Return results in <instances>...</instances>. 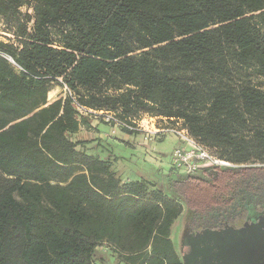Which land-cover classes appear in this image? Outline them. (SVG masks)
<instances>
[{
  "label": "trees",
  "instance_id": "trees-1",
  "mask_svg": "<svg viewBox=\"0 0 264 264\" xmlns=\"http://www.w3.org/2000/svg\"><path fill=\"white\" fill-rule=\"evenodd\" d=\"M26 9L22 11L21 9ZM0 264H181L170 238L264 215V0H0ZM83 106L181 119L230 168L122 181L71 135Z\"/></svg>",
  "mask_w": 264,
  "mask_h": 264
},
{
  "label": "rangeland",
  "instance_id": "rangeland-1",
  "mask_svg": "<svg viewBox=\"0 0 264 264\" xmlns=\"http://www.w3.org/2000/svg\"><path fill=\"white\" fill-rule=\"evenodd\" d=\"M25 9L23 7L21 10L24 11ZM8 38L9 42L10 40L13 42L10 35L9 37L5 36L0 31V41L8 42ZM64 95L65 91L63 88L54 87L47 95V100L51 101V99L54 100ZM98 124H102L98 128L101 138L100 146L95 148L96 140L92 141L93 147L86 150L88 153L97 154L102 159H111L113 169L122 179L138 180L144 178L153 181L167 195L174 196L169 184L173 180L182 178L183 174L173 171L169 166L171 150L177 143L172 135H166L160 141H144L142 136L134 135H130L126 139V136L123 135L124 132L118 130L115 133L116 136L112 135L114 137L107 138L104 134L109 132L108 126L101 122ZM121 139H126L128 142ZM189 219L190 211L183 204L182 212L173 222L170 232V238L178 255L181 254L185 246L184 236L188 230ZM93 261L94 264H124L106 243H101L95 248Z\"/></svg>",
  "mask_w": 264,
  "mask_h": 264
},
{
  "label": "built area",
  "instance_id": "built-area-1",
  "mask_svg": "<svg viewBox=\"0 0 264 264\" xmlns=\"http://www.w3.org/2000/svg\"><path fill=\"white\" fill-rule=\"evenodd\" d=\"M63 89L71 97L78 118L86 117L108 126L109 132L104 134L105 137L115 135L118 130L138 133L144 141L159 140L166 135H172L177 140L170 154L169 166L173 171L183 175H195L204 168L234 167L232 163L220 159L211 148L195 139L181 119H166L142 114L138 119L127 122L112 111L96 110L81 105L65 86Z\"/></svg>",
  "mask_w": 264,
  "mask_h": 264
},
{
  "label": "flooded vegetation",
  "instance_id": "flooded-vegetation-1",
  "mask_svg": "<svg viewBox=\"0 0 264 264\" xmlns=\"http://www.w3.org/2000/svg\"><path fill=\"white\" fill-rule=\"evenodd\" d=\"M185 234L184 249L176 252L181 264H264V215L239 228L188 227Z\"/></svg>",
  "mask_w": 264,
  "mask_h": 264
},
{
  "label": "crops",
  "instance_id": "crops-1",
  "mask_svg": "<svg viewBox=\"0 0 264 264\" xmlns=\"http://www.w3.org/2000/svg\"><path fill=\"white\" fill-rule=\"evenodd\" d=\"M58 87V86H56ZM53 90V89H52ZM51 92V91H50ZM49 92V93H50ZM48 93V94H49ZM53 99H51L52 101ZM48 101V100H47ZM50 102V101H48ZM102 126V124H98V122H94V121H89V124L87 126H80L79 129L73 133L70 137H71V140L72 141H84L85 143L82 145V146H79L78 148H80L81 150H84L87 154H90L88 153L86 150L89 149V148H92V144L94 140H96V143H95V148L96 147H99L100 146V142H101V138H100V133H99V130L98 128H100ZM124 132V136H126L125 138L127 139V137H129L130 135H134V136H141L140 134L138 133H128V132ZM116 136V135H114ZM114 136H111V137H114ZM133 136V137H134ZM102 137H103V134H102ZM173 137V136H172ZM108 138V137H107ZM174 138V137H173ZM126 139H121L125 142H128ZM175 139V138H174ZM162 140L159 139L158 141ZM176 140V139H175ZM157 141V140H156ZM177 141V140H176ZM144 142V141H143ZM177 144V143H176ZM176 144L174 146H176ZM145 146V145H144ZM174 148V147H173ZM172 151V150H171ZM171 154V153H170ZM90 155H93V156H96L98 157L99 159L101 160H109L111 162V169L112 171L115 173L116 176H118L122 181H136V180H130V179H122L119 175H117L116 171L113 169V162L111 161V159H102L99 157V155H95V154H90ZM169 162H170V157H169ZM143 180H146V181H149V182H152L154 183L153 181H150V180H147V179H144V178H141ZM140 180V179H138ZM155 184V183H154Z\"/></svg>",
  "mask_w": 264,
  "mask_h": 264
}]
</instances>
